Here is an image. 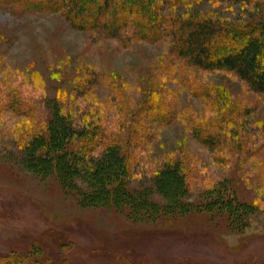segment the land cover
<instances>
[{"label": "rangeland", "instance_id": "1", "mask_svg": "<svg viewBox=\"0 0 264 264\" xmlns=\"http://www.w3.org/2000/svg\"><path fill=\"white\" fill-rule=\"evenodd\" d=\"M162 14L241 26L264 18V0H166ZM87 126L105 133L90 155L116 145L126 188L159 207L155 170L181 166L187 210L86 205L55 171L26 165L34 136L63 129L73 153ZM209 133L216 146L204 144ZM1 254L21 264H264V92L176 56L168 32L79 29L62 11L1 2Z\"/></svg>", "mask_w": 264, "mask_h": 264}, {"label": "trees", "instance_id": "2", "mask_svg": "<svg viewBox=\"0 0 264 264\" xmlns=\"http://www.w3.org/2000/svg\"><path fill=\"white\" fill-rule=\"evenodd\" d=\"M165 1L0 0V3L18 4L24 9L62 11L70 24L79 29H104L116 33L129 26L142 40H155L161 32H168L176 56L203 69L233 71L253 90L264 92V18L237 26L208 16H165L162 14ZM63 129L56 137L51 135L44 139L36 135L28 142L25 163L30 170L42 176L55 171L61 186L67 191L72 190L86 205L117 207L126 204L135 210L161 211L167 215L187 210L181 202L186 192L181 166L165 165L155 170L158 191L166 203L159 207L146 190L132 192L126 188L124 179L130 169L116 145L105 144L100 156L90 155L105 134L102 128L87 126L77 131L73 153L65 147L67 135ZM202 139L209 147L218 143L217 137L210 133ZM76 180L86 187H78ZM0 264L21 263L17 257L1 254Z\"/></svg>", "mask_w": 264, "mask_h": 264}]
</instances>
